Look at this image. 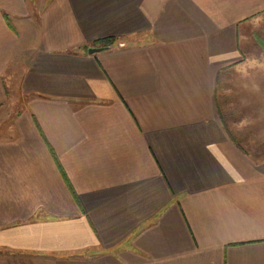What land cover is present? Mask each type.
<instances>
[{
  "label": "crops",
  "instance_id": "obj_1",
  "mask_svg": "<svg viewBox=\"0 0 264 264\" xmlns=\"http://www.w3.org/2000/svg\"><path fill=\"white\" fill-rule=\"evenodd\" d=\"M261 21L264 0H0V264H264L262 145L218 91L264 117Z\"/></svg>",
  "mask_w": 264,
  "mask_h": 264
},
{
  "label": "rangeland",
  "instance_id": "obj_2",
  "mask_svg": "<svg viewBox=\"0 0 264 264\" xmlns=\"http://www.w3.org/2000/svg\"><path fill=\"white\" fill-rule=\"evenodd\" d=\"M260 23L261 24L258 27L259 31H256L254 36L252 37V39L256 43L258 42L255 36L264 38V21H261ZM253 55L254 54L250 53L248 55L249 58L247 59H253ZM254 59L264 60V52L260 53L259 57ZM252 71L253 70H250L249 72ZM255 71V73H259L260 77L264 78V68ZM227 88L229 89L230 86L227 85ZM259 88V92L264 95V85L260 84ZM227 90H221L220 86L218 88L219 103L221 107H223L224 105L223 112L225 113V116L222 117L224 119V122L228 127L234 128L235 131L238 129V133L240 134V136L254 134L256 136V139L259 140L260 144L262 145L260 149L258 148L255 150L257 153L260 152L264 157V117H257L255 115H252V103L250 102L252 96L251 91H246L244 87V90L242 89L239 91L241 93L240 97H236L234 89L233 92Z\"/></svg>",
  "mask_w": 264,
  "mask_h": 264
},
{
  "label": "trees",
  "instance_id": "obj_3",
  "mask_svg": "<svg viewBox=\"0 0 264 264\" xmlns=\"http://www.w3.org/2000/svg\"><path fill=\"white\" fill-rule=\"evenodd\" d=\"M258 44L260 45V47L262 48V50L264 51V38L262 37H259V36H255ZM115 39L111 38V39H106V40H103L101 42H99L100 45L103 46V48H109L111 47L114 43H115Z\"/></svg>",
  "mask_w": 264,
  "mask_h": 264
},
{
  "label": "water",
  "instance_id": "obj_4",
  "mask_svg": "<svg viewBox=\"0 0 264 264\" xmlns=\"http://www.w3.org/2000/svg\"><path fill=\"white\" fill-rule=\"evenodd\" d=\"M106 48H91L89 49V54L93 55V54H96V53H100L102 52L103 50H105Z\"/></svg>",
  "mask_w": 264,
  "mask_h": 264
}]
</instances>
